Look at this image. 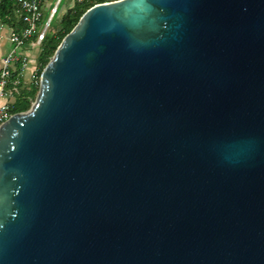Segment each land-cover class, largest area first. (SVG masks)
<instances>
[{
	"label": "water",
	"instance_id": "obj_1",
	"mask_svg": "<svg viewBox=\"0 0 264 264\" xmlns=\"http://www.w3.org/2000/svg\"><path fill=\"white\" fill-rule=\"evenodd\" d=\"M0 264H264V0L87 9L0 125Z\"/></svg>",
	"mask_w": 264,
	"mask_h": 264
},
{
	"label": "built area",
	"instance_id": "obj_2",
	"mask_svg": "<svg viewBox=\"0 0 264 264\" xmlns=\"http://www.w3.org/2000/svg\"><path fill=\"white\" fill-rule=\"evenodd\" d=\"M7 1L12 2L17 8V18L21 21V28L19 30L9 29L6 37L9 46L0 56V125L13 115L10 112V106L14 96L18 93L21 80L29 83L36 78L37 64L32 66L28 74L29 79L25 77L30 63L28 53L36 51L44 37L51 32L52 21L61 0H57L49 9L45 20H43L42 6L46 0ZM99 1L109 3L117 0Z\"/></svg>",
	"mask_w": 264,
	"mask_h": 264
},
{
	"label": "trees",
	"instance_id": "obj_3",
	"mask_svg": "<svg viewBox=\"0 0 264 264\" xmlns=\"http://www.w3.org/2000/svg\"><path fill=\"white\" fill-rule=\"evenodd\" d=\"M100 2L101 1L99 0H76L73 2V5L62 14L60 19L56 21V27L44 37L38 48V54L36 57L38 72L36 78L29 83L22 82L21 80L18 93L14 96L13 102L10 106L11 114L23 112L29 109L38 90L41 71L54 54L61 40L72 30L79 18L87 9ZM57 14L58 8L52 24ZM0 23L9 27V29L19 30L21 28V21L17 18V8L12 2L0 0Z\"/></svg>",
	"mask_w": 264,
	"mask_h": 264
},
{
	"label": "rangeland",
	"instance_id": "obj_4",
	"mask_svg": "<svg viewBox=\"0 0 264 264\" xmlns=\"http://www.w3.org/2000/svg\"><path fill=\"white\" fill-rule=\"evenodd\" d=\"M57 0H46L45 2V5L44 7H48V6H53L55 3H56ZM73 5V2L70 1V0H61L60 2V5L58 7V14L52 24V27H51V31L54 30V28L56 27V21H58L60 19V17L62 16V14L68 9L70 8L71 6ZM67 8V9H66ZM43 13H44V18L43 20L46 19L47 15H48V12H46L44 9H43ZM58 29V28H57ZM50 30V28H49ZM9 33V27H7L6 25H2V23H0V41L2 40L3 37L7 36ZM37 54H38V49L36 51H30L28 53V56L30 58V63L28 65V68L26 70V73H25V77H29V72L31 71L32 69V66L33 65H36V57H37ZM35 63V64H34ZM29 79V78H28Z\"/></svg>",
	"mask_w": 264,
	"mask_h": 264
},
{
	"label": "crops",
	"instance_id": "obj_5",
	"mask_svg": "<svg viewBox=\"0 0 264 264\" xmlns=\"http://www.w3.org/2000/svg\"><path fill=\"white\" fill-rule=\"evenodd\" d=\"M70 1L74 2V0H70ZM45 2H46V1H45ZM45 2H44V4H43V6H42V15H44V13H43V9H44L46 12H48L49 9L52 7V6L44 7ZM56 2H57V1H56ZM66 9H67V8H66ZM6 37H7V36L3 37L2 40L0 41V56L3 55V53L6 51V49H7L8 46H9L8 43H7V41H6Z\"/></svg>",
	"mask_w": 264,
	"mask_h": 264
}]
</instances>
